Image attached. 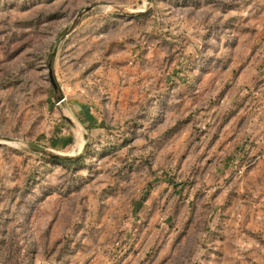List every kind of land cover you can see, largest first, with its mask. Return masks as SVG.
I'll use <instances>...</instances> for the list:
<instances>
[{"label": "rangeland", "instance_id": "rangeland-1", "mask_svg": "<svg viewBox=\"0 0 264 264\" xmlns=\"http://www.w3.org/2000/svg\"><path fill=\"white\" fill-rule=\"evenodd\" d=\"M0 264H264V0H0Z\"/></svg>", "mask_w": 264, "mask_h": 264}, {"label": "trees", "instance_id": "trees-1", "mask_svg": "<svg viewBox=\"0 0 264 264\" xmlns=\"http://www.w3.org/2000/svg\"><path fill=\"white\" fill-rule=\"evenodd\" d=\"M66 160H68V159H66Z\"/></svg>", "mask_w": 264, "mask_h": 264}]
</instances>
